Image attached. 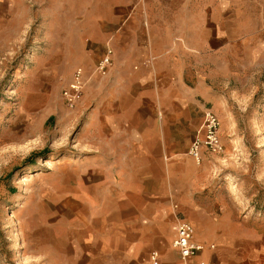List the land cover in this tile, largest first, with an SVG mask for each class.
<instances>
[{
	"label": "crops",
	"instance_id": "crops-1",
	"mask_svg": "<svg viewBox=\"0 0 264 264\" xmlns=\"http://www.w3.org/2000/svg\"><path fill=\"white\" fill-rule=\"evenodd\" d=\"M110 3L82 46L94 64L111 49L113 65L104 79L86 81L75 106L91 107L96 143L66 162L53 188L40 239L47 263L146 264L157 254L162 264H180L173 241L182 218L205 246L193 264L214 254L220 264H264L255 229L232 216L213 167L187 152L206 111L232 123L231 99L247 106L244 91L229 89L246 78L262 110L264 146V15L250 30L231 0H205L200 12L187 0Z\"/></svg>",
	"mask_w": 264,
	"mask_h": 264
},
{
	"label": "rangeland",
	"instance_id": "rangeland-1",
	"mask_svg": "<svg viewBox=\"0 0 264 264\" xmlns=\"http://www.w3.org/2000/svg\"><path fill=\"white\" fill-rule=\"evenodd\" d=\"M110 1L0 0V264H48L40 239L42 217L53 210V188L66 177V162L80 159L86 145L96 143V132H88L91 107L70 111L62 91L76 67L84 70L86 81L108 75L96 74L100 61L94 64L82 45L88 35L99 33L96 21L109 17ZM231 1L244 28L254 29L264 15V0ZM204 3L187 0V7L200 12ZM247 83L246 78L244 84L229 85L230 91L245 92L241 103L247 106L241 109L231 99L232 123L218 117L225 152L206 153L203 161L213 167L212 182L229 202L232 216L245 229H255L254 239L263 248L262 110ZM48 161L51 169L45 166ZM222 242L210 245L217 250Z\"/></svg>",
	"mask_w": 264,
	"mask_h": 264
},
{
	"label": "built area",
	"instance_id": "built-area-1",
	"mask_svg": "<svg viewBox=\"0 0 264 264\" xmlns=\"http://www.w3.org/2000/svg\"><path fill=\"white\" fill-rule=\"evenodd\" d=\"M112 50L108 49L105 56L100 60L96 67V74L103 77L107 74L113 65ZM72 81L63 89L62 94L66 107L75 110L76 104L84 95L86 87V77L84 70L80 67L74 70ZM203 124L197 138L192 142L189 148V156L198 164L204 160V151L214 155H221L224 151L222 137L220 136L221 121L212 111H206L203 118ZM176 238L173 241L179 253L180 264H193L192 259L205 250V246L195 241V232L193 225L184 219H179L175 227ZM210 250L215 252L216 246L210 245ZM146 264H162L159 255L153 254L150 261ZM204 264V263H203ZM205 264H220L215 256Z\"/></svg>",
	"mask_w": 264,
	"mask_h": 264
},
{
	"label": "bare ground",
	"instance_id": "bare-ground-1",
	"mask_svg": "<svg viewBox=\"0 0 264 264\" xmlns=\"http://www.w3.org/2000/svg\"><path fill=\"white\" fill-rule=\"evenodd\" d=\"M45 164H46L45 166H46L48 169H51L52 166H53V165H52L53 163L50 162V161L46 162ZM27 182H28V181H27Z\"/></svg>",
	"mask_w": 264,
	"mask_h": 264
}]
</instances>
